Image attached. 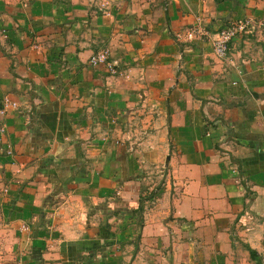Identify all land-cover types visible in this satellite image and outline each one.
Returning <instances> with one entry per match:
<instances>
[{"label": "crops", "instance_id": "0c3cea01", "mask_svg": "<svg viewBox=\"0 0 264 264\" xmlns=\"http://www.w3.org/2000/svg\"><path fill=\"white\" fill-rule=\"evenodd\" d=\"M248 16L0 0V264H264V30L214 51Z\"/></svg>", "mask_w": 264, "mask_h": 264}, {"label": "built area", "instance_id": "2783aa9c", "mask_svg": "<svg viewBox=\"0 0 264 264\" xmlns=\"http://www.w3.org/2000/svg\"><path fill=\"white\" fill-rule=\"evenodd\" d=\"M259 30H264V18L248 16L232 20L224 28L218 31L214 41V51L217 56L224 58L228 55L230 45L237 36L246 33H257ZM196 33H198V29L192 28L189 31L188 38H193ZM108 59L109 51L103 49L93 54L90 62L92 65H97L100 63H106ZM110 67L114 68V64H110Z\"/></svg>", "mask_w": 264, "mask_h": 264}, {"label": "trees", "instance_id": "16d2710c", "mask_svg": "<svg viewBox=\"0 0 264 264\" xmlns=\"http://www.w3.org/2000/svg\"><path fill=\"white\" fill-rule=\"evenodd\" d=\"M94 244V243H93ZM93 244H87L86 243V245H82L81 247V249H89V250H91L92 252H95V251H97L98 249H102V247H98L97 245L96 246H94ZM78 249H79V247H78ZM76 250H77V248H76ZM71 256L72 257H74V258H76V256H77V253H76V251H73L72 250V252H71Z\"/></svg>", "mask_w": 264, "mask_h": 264}]
</instances>
